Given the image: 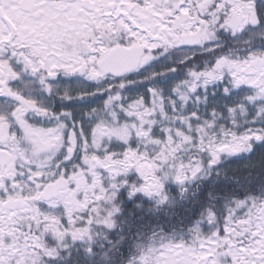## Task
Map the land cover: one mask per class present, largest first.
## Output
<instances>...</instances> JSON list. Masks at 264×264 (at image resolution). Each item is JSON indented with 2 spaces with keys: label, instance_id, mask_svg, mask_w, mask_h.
Returning <instances> with one entry per match:
<instances>
[{
  "label": "snow or ice",
  "instance_id": "snow-or-ice-1",
  "mask_svg": "<svg viewBox=\"0 0 264 264\" xmlns=\"http://www.w3.org/2000/svg\"><path fill=\"white\" fill-rule=\"evenodd\" d=\"M0 264H264V0H0Z\"/></svg>",
  "mask_w": 264,
  "mask_h": 264
}]
</instances>
